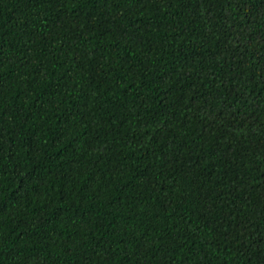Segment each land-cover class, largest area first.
<instances>
[{"label": "trees", "instance_id": "obj_1", "mask_svg": "<svg viewBox=\"0 0 264 264\" xmlns=\"http://www.w3.org/2000/svg\"><path fill=\"white\" fill-rule=\"evenodd\" d=\"M0 264H264V0H0Z\"/></svg>", "mask_w": 264, "mask_h": 264}]
</instances>
